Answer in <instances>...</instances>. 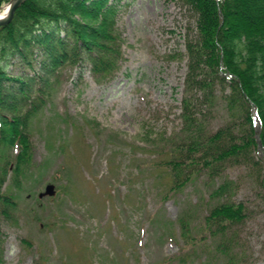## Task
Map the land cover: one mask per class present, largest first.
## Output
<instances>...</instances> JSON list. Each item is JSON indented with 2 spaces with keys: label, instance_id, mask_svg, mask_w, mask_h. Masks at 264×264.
Masks as SVG:
<instances>
[{
  "label": "rangeland",
  "instance_id": "374dc122",
  "mask_svg": "<svg viewBox=\"0 0 264 264\" xmlns=\"http://www.w3.org/2000/svg\"><path fill=\"white\" fill-rule=\"evenodd\" d=\"M117 25L114 78L99 83L87 64L69 65L43 100L22 183L14 187L11 173L4 183L18 207L11 217L0 213V264H226L202 223L219 201L212 192L228 178L236 184L221 199L248 208L238 226L243 264H264V181L251 165L230 162L215 178L203 171L180 189H171L163 166L181 135L194 13L177 0H121ZM25 62L11 58L9 73L41 70L39 60ZM229 91L218 83L213 104L200 105L209 131L231 121ZM16 152L8 151L10 161ZM183 215L194 242L180 234Z\"/></svg>",
  "mask_w": 264,
  "mask_h": 264
},
{
  "label": "trees",
  "instance_id": "16d2710c",
  "mask_svg": "<svg viewBox=\"0 0 264 264\" xmlns=\"http://www.w3.org/2000/svg\"><path fill=\"white\" fill-rule=\"evenodd\" d=\"M10 0H0V7ZM195 15V35L187 36L188 68L182 99V129L165 152L163 165L180 189L203 171L218 176L230 162H244L264 181V0H177ZM121 0H26L12 21L0 26V213L11 217L18 202L13 187L4 189L11 173L13 186L32 158L31 126L69 65L87 66L99 83L119 71L122 34L117 21ZM35 55V56H34ZM11 58L41 70L13 76ZM225 94L231 121L209 131L200 105L213 104L216 85ZM36 92V93H35ZM255 107L260 129L257 130ZM9 110V112H7ZM17 148L14 160L8 151ZM262 151V156L257 152ZM7 154V155H6ZM12 170L9 167L11 163ZM230 178L212 192L219 199L204 217L206 236L217 238L216 250L226 264H243L238 230L248 216L244 202L221 198L234 187ZM186 243L199 237L191 222L179 218ZM202 240V238H200ZM0 256L2 251L0 249Z\"/></svg>",
  "mask_w": 264,
  "mask_h": 264
},
{
  "label": "water",
  "instance_id": "95a60500",
  "mask_svg": "<svg viewBox=\"0 0 264 264\" xmlns=\"http://www.w3.org/2000/svg\"><path fill=\"white\" fill-rule=\"evenodd\" d=\"M26 0H11V8L9 13L5 18L0 19V26L1 25H6L12 21L14 18L16 10L25 2ZM53 189V186H49L47 191L50 192Z\"/></svg>",
  "mask_w": 264,
  "mask_h": 264
},
{
  "label": "bare ground",
  "instance_id": "6f19581e",
  "mask_svg": "<svg viewBox=\"0 0 264 264\" xmlns=\"http://www.w3.org/2000/svg\"><path fill=\"white\" fill-rule=\"evenodd\" d=\"M11 5V2H7L2 6V9H0V19L7 16L10 11Z\"/></svg>",
  "mask_w": 264,
  "mask_h": 264
}]
</instances>
